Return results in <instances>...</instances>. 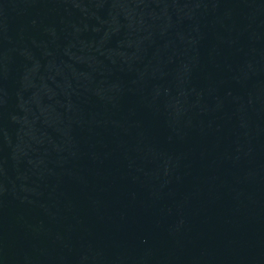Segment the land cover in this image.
Returning a JSON list of instances; mask_svg holds the SVG:
<instances>
[{
	"label": "water",
	"instance_id": "obj_1",
	"mask_svg": "<svg viewBox=\"0 0 264 264\" xmlns=\"http://www.w3.org/2000/svg\"><path fill=\"white\" fill-rule=\"evenodd\" d=\"M0 264H264V0H0Z\"/></svg>",
	"mask_w": 264,
	"mask_h": 264
}]
</instances>
